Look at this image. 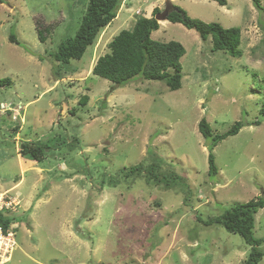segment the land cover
Wrapping results in <instances>:
<instances>
[{"label": "rangeland", "instance_id": "1", "mask_svg": "<svg viewBox=\"0 0 264 264\" xmlns=\"http://www.w3.org/2000/svg\"><path fill=\"white\" fill-rule=\"evenodd\" d=\"M167 1L121 0L84 57L60 66L54 54L75 37L89 0H0V193L20 200L10 219L17 246L6 264H244L249 257L242 236L204 223L264 199V0L262 10L252 0H170L193 19L242 32V56L234 58L213 51L212 37L163 21L152 38L186 49L177 91L142 78L116 88L93 74L115 36ZM39 28L48 29L44 43ZM204 118L213 136L244 122L215 148L216 177L208 174L212 141L199 132ZM21 142L45 146L44 161L22 157ZM153 164L175 182L148 179ZM137 165L142 173L130 174ZM254 235L264 254V208Z\"/></svg>", "mask_w": 264, "mask_h": 264}, {"label": "trees", "instance_id": "2", "mask_svg": "<svg viewBox=\"0 0 264 264\" xmlns=\"http://www.w3.org/2000/svg\"><path fill=\"white\" fill-rule=\"evenodd\" d=\"M121 0H89L85 15L75 37L60 44L54 59L61 65H68L72 61H80L89 48L99 38L101 32L108 27L116 18ZM220 6H227V0H213ZM255 6L262 10L260 0H252ZM168 20L172 23L182 24L189 30L196 31L203 41L212 37V50L223 51L234 58H240L242 32L240 28H224L219 23H206L191 18L187 12L179 6L172 5ZM162 10L155 8L154 16ZM160 29V23L155 17L139 18L131 30H123L109 43V52L99 57L93 74L107 79L114 83V87H120L131 83L136 79L147 81L164 82L171 91L182 88L183 67L182 58L186 55L185 47L177 41L162 43L154 40L152 34ZM48 29H38V36L42 43L46 42ZM10 41L20 44L15 34H12ZM57 75H61L60 71ZM9 81V80H7ZM88 96H83L80 105L85 106ZM264 114V109L261 110ZM199 132L202 136L211 140L210 153L208 156L210 177H216L219 168L216 165L214 150L220 142L228 137L236 136L244 127V122L238 121L226 133L220 136H213L212 127L204 118L199 123ZM46 147L38 143L21 142L20 155L26 159L41 163L45 159ZM154 166V169H153ZM150 171L145 175L148 179H154L156 185L164 180L168 183L175 182L176 176H164L156 174L157 165L153 164ZM143 165H137L130 169V174L142 173ZM169 186V184H166ZM264 208V199L241 203L226 210L221 216L211 218L205 225L220 224L228 232L239 234L246 244L251 247L249 257L244 264H259L263 259V252L260 249L261 240L254 235L255 215ZM15 220V219H14ZM10 218L0 215V224L9 227Z\"/></svg>", "mask_w": 264, "mask_h": 264}, {"label": "built area", "instance_id": "3", "mask_svg": "<svg viewBox=\"0 0 264 264\" xmlns=\"http://www.w3.org/2000/svg\"><path fill=\"white\" fill-rule=\"evenodd\" d=\"M20 207V200L11 196L10 192L0 193V215L4 218L15 219L14 212ZM16 223L10 222L9 227L0 224V264L11 261L12 254L17 246Z\"/></svg>", "mask_w": 264, "mask_h": 264}, {"label": "water", "instance_id": "4", "mask_svg": "<svg viewBox=\"0 0 264 264\" xmlns=\"http://www.w3.org/2000/svg\"><path fill=\"white\" fill-rule=\"evenodd\" d=\"M172 1L168 0L166 2V8L164 11H162L161 13L157 14L155 16V19L158 21V22H163V21H167L168 20V16L170 14V11H171V6H172Z\"/></svg>", "mask_w": 264, "mask_h": 264}, {"label": "crops", "instance_id": "5", "mask_svg": "<svg viewBox=\"0 0 264 264\" xmlns=\"http://www.w3.org/2000/svg\"><path fill=\"white\" fill-rule=\"evenodd\" d=\"M162 23H164V22H161V24H160V28L162 27ZM25 161V160H24Z\"/></svg>", "mask_w": 264, "mask_h": 264}]
</instances>
